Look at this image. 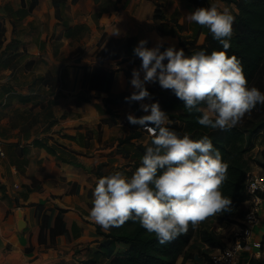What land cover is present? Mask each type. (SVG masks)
I'll use <instances>...</instances> for the list:
<instances>
[{"label":"crops","instance_id":"crops-1","mask_svg":"<svg viewBox=\"0 0 264 264\" xmlns=\"http://www.w3.org/2000/svg\"><path fill=\"white\" fill-rule=\"evenodd\" d=\"M210 2L0 0V264H104L125 248L107 249L106 230L89 215L92 193L116 167L131 174L151 134L127 119L143 109H108L103 98L133 91L141 38L186 53L206 44L209 29L187 14ZM216 3L238 11L233 0ZM261 196L252 228L260 246L246 243L236 264H264Z\"/></svg>","mask_w":264,"mask_h":264},{"label":"clouds","instance_id":"clouds-1","mask_svg":"<svg viewBox=\"0 0 264 264\" xmlns=\"http://www.w3.org/2000/svg\"><path fill=\"white\" fill-rule=\"evenodd\" d=\"M187 18L208 28L222 47L188 54L175 44L161 50V42L147 46L146 38L138 41L133 52L141 63L132 69L133 91L125 99L140 101L144 114L129 112L127 119L146 129L151 142L131 174L116 167L97 178L89 209L105 230L131 220L161 244L186 233L190 224L195 227L208 216L231 210V196L222 188L229 165L207 133L197 137L169 127L172 121L159 101L144 102L150 96L146 82L170 89L187 111L201 113L199 124L212 129L236 126L258 103L264 104V90L249 84L241 59L228 54L233 10L211 0Z\"/></svg>","mask_w":264,"mask_h":264},{"label":"trees","instance_id":"trees-1","mask_svg":"<svg viewBox=\"0 0 264 264\" xmlns=\"http://www.w3.org/2000/svg\"><path fill=\"white\" fill-rule=\"evenodd\" d=\"M233 1L237 3L238 11L233 22L234 31L228 54L235 53L241 59L248 83L264 90V0ZM206 40V44L200 45L187 53L191 54L200 48L211 51L214 48L219 49L222 47L211 32L207 34ZM104 52L103 47L101 55ZM148 90L150 97L153 100H158L161 108L167 112L169 119L172 121L168 125L169 127L180 132L191 131L197 137L207 133L213 144L221 150L223 158L227 159L229 165L227 169L228 176L222 188L223 192L230 195L232 199L231 210L222 213L232 215L240 211L239 208L242 202L247 198L244 190V180L249 169L246 145L252 142V136L264 125V104L258 103L250 114H246L236 126L223 130L212 129L199 124L196 117L201 113L187 111L183 101L170 89L165 88L156 92H153L152 89ZM130 93L122 92L104 97V105L108 109L129 105L136 114H139L142 112L139 102L125 99ZM247 115L249 116L247 117ZM150 142L151 136L146 144L138 145L137 148L141 152V156L146 145ZM140 162H136V167L139 166ZM56 222L58 228L61 218L57 217ZM206 222L207 219L205 218L195 227L190 224L186 233L180 234L164 244L158 242L154 233H148L138 222L131 220L120 227H111L106 231L99 229L102 234L109 238L107 249L110 252L116 243L125 246L124 249L118 251L104 264H175L178 256L185 250L193 236L196 233L199 234L202 228L207 225Z\"/></svg>","mask_w":264,"mask_h":264},{"label":"rangeland","instance_id":"rangeland-1","mask_svg":"<svg viewBox=\"0 0 264 264\" xmlns=\"http://www.w3.org/2000/svg\"><path fill=\"white\" fill-rule=\"evenodd\" d=\"M246 147L249 160L248 171L254 169L258 173L264 172V125L252 136V142ZM134 166L136 168V162ZM241 207L240 211L232 215H225L221 212L215 216L206 217L207 225L202 228L203 231L193 236L175 264H207L211 253L224 246L237 225L240 224Z\"/></svg>","mask_w":264,"mask_h":264},{"label":"built area","instance_id":"built-area-1","mask_svg":"<svg viewBox=\"0 0 264 264\" xmlns=\"http://www.w3.org/2000/svg\"><path fill=\"white\" fill-rule=\"evenodd\" d=\"M5 153L3 141L0 137V157L5 156ZM244 190L247 194L245 199L247 204L242 212L240 224L232 232L229 241L211 253L207 264H236L237 254L246 243L249 242L257 248L260 246V241L252 240V228L260 218L261 195H264V172L253 173L248 171L245 176Z\"/></svg>","mask_w":264,"mask_h":264},{"label":"water","instance_id":"water-1","mask_svg":"<svg viewBox=\"0 0 264 264\" xmlns=\"http://www.w3.org/2000/svg\"><path fill=\"white\" fill-rule=\"evenodd\" d=\"M18 216H19V220H21L20 213H18ZM18 226L21 228V226H20V225H18Z\"/></svg>","mask_w":264,"mask_h":264}]
</instances>
